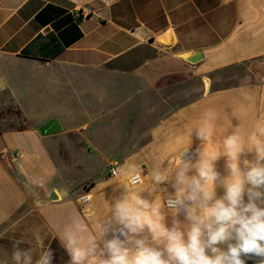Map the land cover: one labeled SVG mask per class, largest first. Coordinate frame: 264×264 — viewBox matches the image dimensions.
Wrapping results in <instances>:
<instances>
[{"label": "crops", "instance_id": "0c3cea01", "mask_svg": "<svg viewBox=\"0 0 264 264\" xmlns=\"http://www.w3.org/2000/svg\"><path fill=\"white\" fill-rule=\"evenodd\" d=\"M81 11L87 16L77 19ZM197 51L198 63L183 59ZM28 69L55 70L51 80L61 76L69 85L76 74L95 77L96 108L46 115L43 99H28L39 94L42 79L34 94L21 91L20 70ZM9 109L18 114L5 117ZM208 109L218 118L207 144L196 128ZM55 116L82 122L42 135L39 128ZM258 129H264V0H0V264H11L18 239L35 250L34 260L50 250L52 264H69L60 241L64 227L80 218L95 235L98 224L111 220L115 200L127 195L123 173L133 166L145 177L158 168L167 173L159 185L146 179L149 187L140 195L161 199L164 224L171 227L165 200L175 192V158L195 165L203 151L219 150L213 167L229 179L224 136H241L238 165L245 171L246 161L257 163L248 137L257 132L264 142ZM82 146L90 149L83 157L75 152ZM83 158L87 165L101 161L103 172L77 188L71 174ZM109 163L118 165L114 175H107ZM187 174L196 175L195 167ZM224 192L216 182L215 198ZM176 218L185 223L182 212ZM111 238L109 231L101 247Z\"/></svg>", "mask_w": 264, "mask_h": 264}, {"label": "clouds", "instance_id": "9594fccd", "mask_svg": "<svg viewBox=\"0 0 264 264\" xmlns=\"http://www.w3.org/2000/svg\"><path fill=\"white\" fill-rule=\"evenodd\" d=\"M202 117L196 136L208 144L218 117L213 109L204 111ZM257 131L264 133V129ZM248 140L249 150L255 148L257 153V163L247 166L246 161L247 170L242 171L238 165L245 148L241 136L235 131L224 136L222 152L230 159V178L226 180L212 164L221 154L219 150L210 156L203 151L195 165L175 158V192L167 199L171 227L164 224L161 199L150 202L140 195L149 187L146 179L159 185L168 179L167 173L158 168L145 177L141 168L130 167L123 173L127 195L115 200L111 220L98 224L95 235L80 218L64 227L60 241L70 257L69 264H246L242 257L259 258L256 264H264V192L259 190L264 188V142L258 140L257 132ZM192 167L197 174L189 176ZM216 182L225 187L221 198H215ZM87 199H92L90 194ZM181 212L185 223L176 218ZM109 231L112 238L103 240L101 247L100 241ZM24 243L23 239L13 242L11 264H52L50 250L34 260L35 250L22 248Z\"/></svg>", "mask_w": 264, "mask_h": 264}, {"label": "rangeland", "instance_id": "374dc122", "mask_svg": "<svg viewBox=\"0 0 264 264\" xmlns=\"http://www.w3.org/2000/svg\"><path fill=\"white\" fill-rule=\"evenodd\" d=\"M22 72V73H21ZM21 78L18 77L19 80L22 82V86H20L22 93L28 92L29 93H35L36 85L42 83L41 90L39 91V94L36 96H33L32 94L28 95L29 101H36L37 99L33 98H41L42 104L44 106V110H42L46 115L49 114H60L61 112L67 111V109H74V110H84V108H89V106H92V109H95L96 104L98 103V100H95V88H98V85H95L94 78L92 76L89 77H82L81 75H74L75 82H73L71 85L68 84L67 80L60 76L58 79L51 80V77L49 76H56L55 70H48L43 72H38L37 70L28 69L26 72L24 70H20ZM62 75V74H61ZM83 78H88L91 83L84 82ZM24 86H27L29 91L24 90ZM40 95L42 97H40ZM33 96V97H32ZM48 104H46V101ZM87 109V111H91L90 109ZM10 114L5 115L7 118L14 116V114H18V112L15 113L14 110L9 109L8 110ZM4 116V112H3ZM55 119L60 123L61 128L63 130H66V128L71 127L72 124L77 125L81 123L80 119H76L73 123L70 121H67L66 118L62 116H55ZM52 119V120H55ZM74 120V118H73ZM39 120L35 119L31 122L32 125L37 126L39 124ZM16 124H13L15 126ZM46 125V124H45ZM44 126V125H43ZM20 127V126H19ZM40 131V128H39ZM67 149H61V151H66ZM88 149L85 146H82L80 148H75V152L82 156L83 153H88ZM63 154V152H61ZM67 154V151L66 153ZM94 156V153L93 155ZM78 160V158H77ZM95 165H87L84 162V158L81 160L83 164H81L80 168L76 171H73L71 174V178L73 180V183L78 188L82 186V183L91 180L98 181V179L101 177V174L103 172L101 168V161L96 159Z\"/></svg>", "mask_w": 264, "mask_h": 264}, {"label": "water", "instance_id": "95a60500", "mask_svg": "<svg viewBox=\"0 0 264 264\" xmlns=\"http://www.w3.org/2000/svg\"><path fill=\"white\" fill-rule=\"evenodd\" d=\"M183 59L191 64L198 63L202 59V55L199 51L184 56ZM62 128L58 121L53 120L50 123L41 127L40 132L42 135H51L61 132Z\"/></svg>", "mask_w": 264, "mask_h": 264}, {"label": "built area", "instance_id": "2783aa9c", "mask_svg": "<svg viewBox=\"0 0 264 264\" xmlns=\"http://www.w3.org/2000/svg\"><path fill=\"white\" fill-rule=\"evenodd\" d=\"M87 13H85V11H81L79 14H77V19L79 18H82L83 16H87L86 15ZM19 156V154L17 152H14L11 154V157L13 159L17 158ZM193 157V155H182V158L184 159H187V158H191ZM118 170V165L116 163H109L107 165V175H114ZM87 196L88 195H83L81 198H80V202L82 204H86L89 200L87 199ZM165 206L168 208L167 206V199L165 200Z\"/></svg>", "mask_w": 264, "mask_h": 264}, {"label": "trees", "instance_id": "16d2710c", "mask_svg": "<svg viewBox=\"0 0 264 264\" xmlns=\"http://www.w3.org/2000/svg\"><path fill=\"white\" fill-rule=\"evenodd\" d=\"M253 261H254V258L251 261L246 262V264H253Z\"/></svg>", "mask_w": 264, "mask_h": 264}]
</instances>
